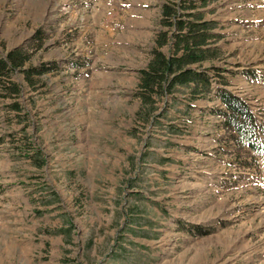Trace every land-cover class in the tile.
<instances>
[{
  "label": "rangeland",
  "instance_id": "rangeland-1",
  "mask_svg": "<svg viewBox=\"0 0 264 264\" xmlns=\"http://www.w3.org/2000/svg\"><path fill=\"white\" fill-rule=\"evenodd\" d=\"M194 1L220 51L197 69L208 88L142 125L164 0H0V57L47 69L0 89V264H264V154L226 131L220 98L264 142V0Z\"/></svg>",
  "mask_w": 264,
  "mask_h": 264
},
{
  "label": "trees",
  "instance_id": "trees-1",
  "mask_svg": "<svg viewBox=\"0 0 264 264\" xmlns=\"http://www.w3.org/2000/svg\"><path fill=\"white\" fill-rule=\"evenodd\" d=\"M164 1L160 6L158 29L153 35L148 62L136 76L133 96L138 101V110L135 119L142 125L155 124L156 118L164 116L176 99L174 95L182 88L189 89V100L205 91L208 78L197 69L213 63L220 55L214 45L216 37L211 32L213 22L203 19L194 0ZM162 49H166V53ZM29 55L17 48L9 51L5 58L0 57V89L4 92L10 89L11 93L6 94L8 97H17L19 93V85L9 79L13 72L19 70L28 85L33 87L35 77L47 70L43 66L26 68ZM211 68L208 66L204 70ZM220 98L225 112L223 125L226 131L232 133L237 144L263 155L264 142L259 138L258 127L248 107L230 95L224 94ZM11 108L18 110V103H12ZM27 157L32 159L29 155ZM34 161L37 167L43 164L39 158H34Z\"/></svg>",
  "mask_w": 264,
  "mask_h": 264
}]
</instances>
